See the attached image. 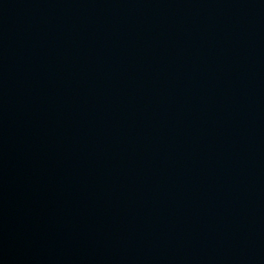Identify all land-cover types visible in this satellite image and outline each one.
Returning <instances> with one entry per match:
<instances>
[{
	"label": "water",
	"instance_id": "1",
	"mask_svg": "<svg viewBox=\"0 0 264 264\" xmlns=\"http://www.w3.org/2000/svg\"><path fill=\"white\" fill-rule=\"evenodd\" d=\"M0 264H264V0H0Z\"/></svg>",
	"mask_w": 264,
	"mask_h": 264
}]
</instances>
